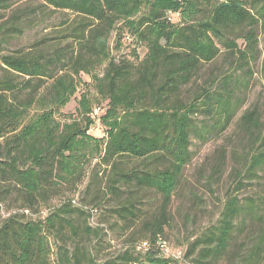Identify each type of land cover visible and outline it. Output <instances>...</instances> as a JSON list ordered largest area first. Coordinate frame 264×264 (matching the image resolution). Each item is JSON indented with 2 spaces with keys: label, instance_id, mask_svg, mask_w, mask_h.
Masks as SVG:
<instances>
[{
  "label": "trees",
  "instance_id": "1",
  "mask_svg": "<svg viewBox=\"0 0 264 264\" xmlns=\"http://www.w3.org/2000/svg\"><path fill=\"white\" fill-rule=\"evenodd\" d=\"M11 1L19 0H0V10ZM40 2L76 16L66 33L72 46L52 45L47 51L40 42L34 51L0 53V264H51L49 237L55 242V264H177L164 257L159 243L166 241L169 206L191 159V140L219 137L243 102L234 73L196 89L184 87L220 55L228 69L250 76L248 66L260 53L259 31L264 67V0ZM142 6L147 13L135 20L133 30L145 42L143 57L136 62L109 58L114 23ZM37 9L13 10L0 27V45L29 28L25 20ZM171 12L179 13L178 22L171 20ZM102 63V75L92 79L104 105L81 93L76 116L57 119L76 92L80 73L89 74ZM95 109L100 112L93 118L106 127L104 140L88 133ZM198 115L203 119L196 122ZM240 122L249 128L241 156L245 165L231 173L233 187L216 219L188 243L183 258L191 264H264V124L252 109L241 114ZM91 158L109 167L107 189L115 198L122 196L113 209L121 225L143 230L139 242L107 263H98L90 248L74 238L79 231L75 218L84 220L83 236L99 233L87 225L82 207L61 203L43 223L24 213L71 192ZM144 190L159 199L148 216L140 214ZM238 190L251 194L240 197Z\"/></svg>",
  "mask_w": 264,
  "mask_h": 264
},
{
  "label": "rangeland",
  "instance_id": "2",
  "mask_svg": "<svg viewBox=\"0 0 264 264\" xmlns=\"http://www.w3.org/2000/svg\"><path fill=\"white\" fill-rule=\"evenodd\" d=\"M37 7L33 18L26 19L29 28L25 29L21 35L11 36L9 42L0 45V53L21 50L24 52L34 51L37 47L43 46L45 50L50 47H61L68 49L72 46V38L67 36V26L75 22L76 16L69 11H56L41 4L40 0H19L10 2L7 10H0V27L8 19L13 10L25 7ZM147 6H142L135 14L116 21L108 37L107 51L109 58L129 59L138 61L143 57L146 50L145 42L138 40L134 32L133 23L140 16L147 13ZM173 22L179 21V13H168ZM30 21V22H29ZM260 53L257 54L255 61L250 62V76L240 73L239 69H228V61L223 55H220L215 61L204 64L197 74L195 82L184 87V90L196 89L198 85L210 82L215 78H220L224 73H234L237 80L238 97L242 100L241 107L231 125L219 137L201 142L191 140L189 150L191 159L184 166L177 189L173 195L169 206V220L165 227L163 238L167 243V253L164 257H171L179 260L177 264H191L190 259H181V255L188 243L204 230L218 216L222 202L225 196L231 192L233 187L232 175L235 168L242 169V157L247 151V137L249 130L243 127L240 122V116L245 110H256L258 123L264 124V67L262 37L259 31ZM66 35V36H65ZM240 47L244 46L242 40H239ZM53 45V46H52ZM105 63L97 66L89 74L80 73V81L77 82V89L69 102L60 108L57 119L60 121L68 120L76 116L78 99L81 93H86L93 104L104 105V100L97 93L95 88L94 75H102ZM245 72V71H243ZM99 110H97L98 112ZM100 112V111H99ZM92 113L93 124L88 133L97 139L104 140L106 127L94 117ZM195 121L202 120L203 116H194ZM247 129V130H245ZM84 167V178L71 191L41 204L34 211H24L27 217L36 219L41 223L44 218L56 209L61 203H71L74 206L82 207L87 214V225L92 229H97L98 234H91L89 237L83 236L81 227L84 225L82 218H75L74 225L79 229L78 236L80 242L90 248L91 254L98 263H107L114 260L125 249H131L134 244L141 240L143 230L138 228L126 229L122 222L113 213L118 201L122 196L115 198L107 189L108 169L109 167L99 163L97 158L88 160ZM216 166V167H215ZM218 168L217 173L212 174L213 169ZM250 182L249 180H243ZM123 189V188H122ZM121 191H124L121 190ZM141 200L140 214L148 216L159 203L158 196L151 190L140 192ZM238 196L250 195L248 190H238ZM139 194V193H138ZM15 211L22 212L14 208ZM2 215H7L5 206L1 208ZM122 224V225H121ZM49 245L53 251L51 255V264H55V242L49 237ZM138 246V250L141 249ZM227 264V263H221Z\"/></svg>",
  "mask_w": 264,
  "mask_h": 264
},
{
  "label": "built area",
  "instance_id": "3",
  "mask_svg": "<svg viewBox=\"0 0 264 264\" xmlns=\"http://www.w3.org/2000/svg\"><path fill=\"white\" fill-rule=\"evenodd\" d=\"M93 113L94 114H97V109H95L94 111H93ZM160 244V249H161V252L162 253H166V254H168L167 253V243H165V241H162L161 243H159ZM145 245V244H144ZM183 254H184V252H183ZM183 254L181 255V253H180V258L182 259L183 258ZM184 259V258H183Z\"/></svg>",
  "mask_w": 264,
  "mask_h": 264
}]
</instances>
